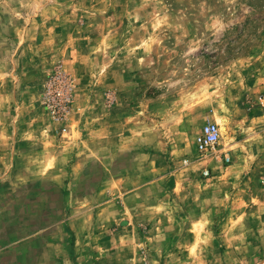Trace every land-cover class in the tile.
Listing matches in <instances>:
<instances>
[{
    "label": "rangeland",
    "instance_id": "374dc122",
    "mask_svg": "<svg viewBox=\"0 0 264 264\" xmlns=\"http://www.w3.org/2000/svg\"><path fill=\"white\" fill-rule=\"evenodd\" d=\"M263 97L264 0H0V264H264ZM19 102L55 141L84 110L115 125L98 175L11 161ZM206 123L220 160L197 159Z\"/></svg>",
    "mask_w": 264,
    "mask_h": 264
},
{
    "label": "crops",
    "instance_id": "0c3cea01",
    "mask_svg": "<svg viewBox=\"0 0 264 264\" xmlns=\"http://www.w3.org/2000/svg\"><path fill=\"white\" fill-rule=\"evenodd\" d=\"M21 103V104H20ZM25 107L24 102H19L18 110H20L19 115L25 112L27 114V124H20L21 120L14 121L12 123L14 138H13V147L11 151V161H17V159H23L26 161L36 160L38 165L36 167H29L30 169H38L42 171L41 174H44L46 170L54 168L57 166V159L58 156L60 158H64L66 161H73L74 163L80 167V165H84L83 176H94L98 175L92 172L93 165L95 166L97 159H101L99 156V146H104V144L111 143L110 141L115 140L116 134V126L115 125H108L106 128H102L99 126L98 122H92L88 119L90 112L83 111L80 114V117L77 119L75 114V121L70 123L68 130V135L62 136L57 141L51 140L48 135L44 132V127L36 121L33 117V113L35 110V105L29 104ZM27 111V113H26ZM36 111V110H35ZM94 112V111H92ZM98 112V111H97ZM83 113V114H82ZM31 114V115H30ZM18 115V117H19ZM122 125V124H121ZM121 125L118 126L117 129H121ZM2 128L6 125L5 122L1 123ZM123 131L125 130L124 125L122 126ZM118 132V131H117ZM120 132H118L119 134ZM124 133V132H123ZM107 134L108 138L105 141L104 135ZM121 134V133H120ZM119 134V135H120ZM107 137V136H106ZM50 139V140H49ZM127 139V138H125ZM130 143L131 141L125 140L124 142ZM55 145L56 148H51L48 146ZM132 150H122L119 149V153L124 156L125 160H128L133 157ZM126 151V152H124ZM115 153V152H114ZM84 162V163H83ZM90 162V165L87 166L86 164ZM13 167V164H12ZM13 169V168H12ZM79 169V168H78ZM101 168L98 166L97 171H100V175L103 172L100 170ZM122 170V169H121ZM125 170V169H123ZM13 171V170H12ZM67 171V170H66ZM35 251V250H34ZM25 251H20L19 253L24 254ZM33 252V251H32ZM35 257L39 255L37 252H34ZM15 254V260L12 262L13 264H36L37 260H32L28 262H23L21 257L25 255ZM19 259H17V258Z\"/></svg>",
    "mask_w": 264,
    "mask_h": 264
},
{
    "label": "built area",
    "instance_id": "2783aa9c",
    "mask_svg": "<svg viewBox=\"0 0 264 264\" xmlns=\"http://www.w3.org/2000/svg\"><path fill=\"white\" fill-rule=\"evenodd\" d=\"M57 80L60 90L54 89L55 81ZM51 84L47 86L44 94V105L50 112L55 120H64L70 113L68 108L70 103V95L66 90V83L61 79L60 76L51 78ZM260 103L264 104V97L260 98ZM221 139L220 129L217 124L206 123L204 124L198 135L195 137L196 150L200 154V161H205L209 156H215L218 152L217 147L219 146ZM220 160L219 157H216ZM223 161L228 163L230 158L227 155H223ZM202 177H208L210 170L204 167L201 170Z\"/></svg>",
    "mask_w": 264,
    "mask_h": 264
}]
</instances>
